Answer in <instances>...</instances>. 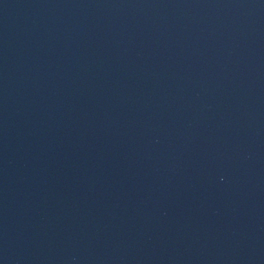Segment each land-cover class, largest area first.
<instances>
[{
	"label": "water",
	"instance_id": "95a60500",
	"mask_svg": "<svg viewBox=\"0 0 264 264\" xmlns=\"http://www.w3.org/2000/svg\"><path fill=\"white\" fill-rule=\"evenodd\" d=\"M0 264H264V0H0Z\"/></svg>",
	"mask_w": 264,
	"mask_h": 264
}]
</instances>
